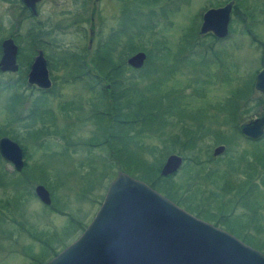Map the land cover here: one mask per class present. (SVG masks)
<instances>
[{"label":"rangeland","instance_id":"374dc122","mask_svg":"<svg viewBox=\"0 0 264 264\" xmlns=\"http://www.w3.org/2000/svg\"><path fill=\"white\" fill-rule=\"evenodd\" d=\"M221 1L227 0H41L36 3L37 15L28 17L22 14L17 0H0V41L11 37L10 34L16 35V40L11 38L16 45L18 42L23 54L19 60L16 57L17 71L0 72V133L6 132L5 136L18 143L24 162L19 172L12 173V167L0 159V173L3 174L0 177L5 180V184L0 185V200L3 204L8 201L5 206H0V264L46 262L52 257L49 248L55 245L59 250L55 236L68 222L66 214L51 207L64 203V213L72 212L87 224L117 170L128 173L115 163L112 156L109 157L105 144L90 147L85 144L92 138H104L100 127L105 123L101 114L106 111L102 87L108 88L103 79L98 81L95 71L89 70L88 59L94 48L112 34L114 41L119 39L120 43L115 55L124 60L141 47L156 54L151 44L153 40L167 43L161 60L155 61L157 70L165 69L163 75L156 71L147 79L140 77L144 73L137 70L125 74L141 85L147 81L145 85L151 87V101L162 103L156 111L159 116L169 118L171 115L172 119L179 121L164 125V131L177 132L181 123L185 126L203 120V124L212 130H220L221 137L225 138L221 141L220 133L210 132L197 141L199 163L176 152H165L163 161L169 153L182 159L170 180L177 184L188 181V191L198 189L199 196L205 198L210 193L217 194L218 188L221 192L231 184L237 186L248 178L255 180L259 191L250 189L248 196H241L242 201L237 205L235 200L227 204L224 212H230L233 229L243 224L259 225L257 216L251 215L250 220L241 209L253 201L254 206L260 202L263 207L258 212L262 215L258 233L259 240L264 239V185L257 181L260 172L264 177L263 168L258 166L264 164V130L262 138L249 141L233 130L228 121L225 122L231 118L230 104L232 101L238 103L243 93L248 94V98L247 101L240 100L237 126L263 110V104H254L257 98L262 99L260 92L253 88V82L251 86L249 83L252 74L255 76L260 68H264V0H234L228 34L224 38L212 40L210 33L198 35L197 27L203 11ZM235 4L236 14L232 12ZM37 22L48 30L45 40L54 44L52 48L50 43L44 44V52L38 48L48 56L51 92L38 104L40 111L26 118L23 114L26 108H31L30 102L36 99V93L31 88L22 87L25 77L22 84L14 81L26 74L37 49L31 46L33 39L26 33ZM194 25L195 49L192 53L188 48L176 51L180 39L187 31L190 34ZM246 26L252 33L245 31ZM129 33L131 44L137 47L133 52H128L123 42ZM209 44L211 50L205 47ZM76 55L79 61L75 62L71 59ZM165 91H170L167 98L173 99L172 104H165L167 98L162 95ZM158 92L161 98L155 95ZM22 94L24 99H20ZM244 109L247 110L244 112ZM96 116H99L98 121ZM159 138L156 133L141 137L146 146L154 147L152 153L142 150L141 154L147 160L153 161L164 152ZM217 145H223V150L213 156L212 150ZM104 170L105 174L100 178L99 173ZM253 171L256 172L254 176ZM17 176V183L9 179ZM194 176L197 178L193 179ZM86 179H90L91 189L86 198H81ZM42 182L47 186L42 184L49 193V205L42 204L33 192L34 185ZM249 196L256 200H249ZM177 205L186 209L182 203ZM228 207H231L229 211ZM214 221L212 218L210 223ZM80 232L75 233L66 245ZM40 243L44 250H40Z\"/></svg>","mask_w":264,"mask_h":264},{"label":"water","instance_id":"95a60500","mask_svg":"<svg viewBox=\"0 0 264 264\" xmlns=\"http://www.w3.org/2000/svg\"><path fill=\"white\" fill-rule=\"evenodd\" d=\"M38 1L20 0L32 16L37 14ZM232 5L233 0H228L221 6L206 8L197 34L210 33L216 39L227 36ZM0 48V71L15 72L17 47L13 39L3 38ZM145 58V52L137 50L127 56L125 63L137 69ZM25 82L43 89L50 86L41 50L33 56ZM253 88L260 92L264 104V68L256 72ZM238 129L250 138L260 136L264 130V108L257 116L241 122ZM222 150L223 145H217L212 155ZM0 157L15 171L21 170V148L5 135L0 136ZM181 162L179 155L167 154L159 174L175 172ZM33 192L42 204H50L49 193L42 184L34 185ZM43 264H264V253L191 214L144 181L117 170L79 235Z\"/></svg>","mask_w":264,"mask_h":264},{"label":"trees","instance_id":"16d2710c","mask_svg":"<svg viewBox=\"0 0 264 264\" xmlns=\"http://www.w3.org/2000/svg\"><path fill=\"white\" fill-rule=\"evenodd\" d=\"M17 1L20 4L21 11L24 12L22 14H25L28 17H32V15L28 12L26 7H24L20 0ZM223 2L224 1H221L219 3ZM232 12L236 14V4L234 5ZM194 29L195 25L191 28L192 32H190V34L187 31L183 35V37L180 39L179 46L176 51H183L185 48H188L190 49L189 53H192V51L195 49V42L197 41V36L194 34ZM245 31L247 33H252V30L248 28V26H246ZM26 33L27 36L34 37L37 34V25L33 24V26L29 28ZM137 34L139 33H136L135 35ZM10 35L14 40L17 39L16 35ZM113 35L114 34H112L102 43H99L94 48L90 55V58L88 59V63L90 65L89 70L95 71V77L97 76L96 78L98 79V81H100V79H103L104 82L108 84V88H105V86L102 87V90L105 93L106 111H103L102 114L101 112L97 111V113L104 115V126H100L101 130L103 129L104 131V138L100 137L98 140H96L97 138H92L86 141L85 144H87L89 147L105 144L109 157L112 156L116 161L115 163H118L119 166L127 171L131 176L144 181L174 203H182L186 207L185 210L190 213H194L195 216L212 222V218H214L212 210L213 207L215 208V199L217 197V194L210 193L207 198H205L204 196L200 197L198 193L199 190L197 188V190L193 189L192 191H188V181H185L181 184L172 182L170 178L175 174V172L162 176L159 174V168L163 162V156L165 152H176L178 154H181L183 158H187L191 161H196L197 163H199L198 149L196 148L197 141H199L203 136H206V134L210 132L220 133L219 139L223 141L225 138L221 137V135H223L222 132L220 130L210 129L209 125L203 124V120H199L196 123H190L187 125L184 124L185 126H183V123H181L178 125L179 128L177 132L164 131V125H170L173 123L177 124L179 121L172 119L171 115L169 116V118L167 115L165 118L159 116L156 111L161 108L162 103L160 101H151V99L149 98V90L151 91V87L149 85H145L147 81L143 85H141L135 82L133 79L131 80L125 74L130 70H137L144 73L140 77L144 76L147 79L151 73H156V71H159L160 74L163 75L165 73V69L157 70L155 61L161 60L162 54H164V52L167 50V43L164 40H153L151 44L152 48L156 51V54H153L151 50L147 48L138 47L145 52L146 58L140 68L134 69L129 67L125 63L123 57H116V46L120 43L119 39L114 41L115 38ZM209 35L211 36L212 40H216L211 34ZM252 37L254 38L255 36L252 35ZM131 39V33H129L126 34L125 40L123 41L124 46L128 48V52H133L137 49L136 46L131 44ZM205 47L210 50L212 49L210 44ZM20 54H22V50L20 47H18L16 53V57L18 60L21 57ZM71 60L79 61V56L76 55L75 57H72ZM24 77L25 75L23 74V76H21L14 82L22 84L24 82ZM253 79L254 74H252V78L249 83L250 86L252 85ZM169 92L170 91H165L162 94L163 97L167 98L168 94H170ZM155 95L161 98L159 92ZM247 96L248 94L243 93V95H241L239 99L247 101ZM168 98L165 104H172L173 99ZM240 100L238 103L236 101H232L229 106V111L232 112L229 114L231 118L225 120V122L228 121V124L233 130L238 131L239 133L240 131L237 126V110L240 104ZM254 104L262 105L263 100L259 97ZM246 110L247 109H244V112ZM98 117L99 116H96V121L99 120ZM151 133H156L160 136L159 140L161 143V149L162 151H164L163 153H159V158L153 161L147 160V158L143 157L141 154L142 150L144 149H146V151H148L149 153H152L154 149V147L152 146H146L141 140V137ZM0 134L6 135L7 133L1 132ZM129 145L131 147H128ZM175 145H177L178 147H175ZM111 163L112 160L110 159L109 167L112 166ZM3 171L5 174L7 173L5 170ZM13 173L16 172L14 171ZM210 173H212V171L209 172V174ZM104 174L105 170L99 173V177H103ZM0 176H3V174L0 173ZM195 178L197 177L194 176L193 179ZM9 179H14V183L19 182V176L11 177ZM4 182L5 180L3 181V177H0V185H4ZM37 182L40 183V181ZM43 183L44 182H42L41 184ZM84 189L85 190L81 192V198H86L85 195H87V193L91 189L90 179H86ZM224 190L226 189L224 188ZM210 197L212 198L210 199ZM7 202L8 201H5V203L3 204L0 200V206H5ZM62 204L64 203H60L57 206L51 207V209L56 210L59 213L66 214L68 219V222L62 229V232L60 231L58 235L55 236V239L57 240L56 247H58L59 250L66 245L68 240H70L75 233H77L78 231H82V229L86 225V223H83V218L79 219L72 212L64 213ZM246 242L264 253V240L256 243L248 239ZM44 249L45 248L41 244L40 250ZM59 250L55 249L54 245L53 247L48 249V252L51 256H53Z\"/></svg>","mask_w":264,"mask_h":264},{"label":"flooded vegetation","instance_id":"af4514ba","mask_svg":"<svg viewBox=\"0 0 264 264\" xmlns=\"http://www.w3.org/2000/svg\"><path fill=\"white\" fill-rule=\"evenodd\" d=\"M39 1H41V0H39ZM38 1V2H39ZM228 1V0H227ZM227 1H225V2H227ZM234 1V0H233ZM225 2H223V3H214V4H212L210 7H218V6H221V5H223ZM37 3V2H36ZM233 6V5H232ZM36 10H37V8H36ZM231 10H232V8H231ZM231 12V11H230ZM37 15V14H36ZM92 21V13H90V17H89V22H91ZM199 21H201V16H200V18H199ZM36 25H37V34L34 36V37H31L33 40H32V42H31V46H35V48H37L36 50H35V54H36V52H37V50H40V49H38V48H41L42 50H43V52H44V48H43V45L44 44H49L50 43V48H52V47H54V44L53 43H51L50 41H48V40H45V38H48L47 37V31L48 30H46L45 28H44V26L41 24V23H39V22H37L36 23ZM90 30V29H89ZM90 33V32H89ZM1 42V41H0ZM16 44V43H15ZM55 46H57V45H55ZM16 47H17V49H18V47H20L19 45H18V43H17V45H16ZM21 48V47H20ZM42 50H41V52H42ZM43 52H42V54H43ZM17 53V52H16ZM0 54H1V48H0ZM34 54V55H35ZM33 55V56H34ZM43 57H44V59H45V64H46V68H47V71H48V65H49V63H48V60H47V55L44 53L43 54ZM32 59H33V57H32ZM32 61V60H31ZM17 63V62H16ZM31 63V62H30ZM30 63H29V65H30ZM28 69H29V66H28ZM17 70H18V67H17ZM16 70V71H17ZM28 71V70H27ZM27 71H26V73H27ZM0 72H2V73H5V72H9V71H0ZM26 75V74H25ZM23 88L25 87V88H31L33 91H35V93H36V99H34V100H32V102H30V107L31 108H26V113L25 114H23V116L25 115V117L26 118H28V117H32V115H34L35 113L34 112H37V111H40V109H38V104L40 103V102H42V99H44V97L47 95V93H49V92H51V83H50V86L48 87V88H45V89H43V88H39V87H36V86H34V85H28L26 82H25V84L22 86ZM32 92V91H31ZM262 96V95H261ZM24 99V95L22 94V95H20V99ZM262 100H263V98H262ZM32 103H33V105H32ZM263 108H264V104H263ZM262 111V110H261ZM260 111V112H261ZM41 112H42V108H41ZM259 112V113H260ZM258 113V114H259ZM258 114H256V115H254V116H257ZM253 116V117H254ZM252 118V117H251ZM250 119V118H249ZM248 119V120H249ZM263 133V132H262ZM241 135H243L242 133H240ZM2 136V135H1ZM244 136V138H246V140L248 139L249 141H256V140H258V139H260V138H262V134L260 135V136H258V137H256V138H250V137H247V136H245V135H243ZM0 159L2 160V161H4V162H6V163H8L10 166H11V164L9 163V162H7V161H5V160H3L1 157H0ZM22 160H23V153H22ZM24 163V162H23ZM258 166H261V168H263L262 170L264 171V164H263V166H262V164H259ZM12 167V166H11ZM22 167H23V165H22ZM13 169V168H12ZM22 169V168H21ZM255 169V168H254ZM253 169V170H254ZM6 170V169H5ZM14 170V169H13ZM7 171V170H6ZM15 171V170H14ZM13 171V172H14ZM255 171V170H254ZM253 171V176L254 175H256L255 173L256 172H254ZM8 172H10V171H8ZM12 172V173H13ZM15 172H19V171H15ZM11 173V172H10ZM248 174V173H247ZM248 175H250V174H248ZM258 175H260L257 179V181H259V183H261V184H263L264 185V177L261 175V172L258 174ZM255 180H252L251 178H248V179H246V180H244V181H242V182H240L237 186H231V185H233V184H231V185H229V188L227 189V190H225L226 192H223V191H221V192H219V190H221V189H219L218 188V192H217V194H218V196L216 197V199H215V208L213 207V214H214V218H215V221L212 223L213 225H215L216 227H219V228H221V229H223V230H225V231H227V232H229L230 234H232V235H234L236 238H238L240 241H242L243 243H245V244H247V245H249V246H251L250 244H248L247 242H246V240H248L249 238H252V239H254L252 242H256L257 240H259V238H260V233H258L259 232V230H260V227H261V220H262V215H260L258 212H260V210L262 209V205H261V203L260 202H258L257 201V203H258V206H254L253 204L255 203L254 201L252 202V204H248L247 206L245 205V207H243L241 210L242 211H244L243 213L246 215V217H247V215L249 216V218H250V220H251V215H255V216H257L258 218H259V221H260V224L259 225H257V224H252V225H250V224H248V226H247V224H243V225H239L238 227H237V229H233L234 228V224H233V221H232V219H231V216L229 215V213L230 212H228V214H226V212H224V209H225V207L227 206V204H229L232 200H235L236 201V205H237V203H240V201H242V197L244 196V195H247L248 196V193H249V191H250V189L252 190V192H254V190H256L257 192L259 191V190H257L256 188H257V186H256V184H255ZM257 183V182H256ZM234 189H233V188ZM236 190H237V192H236ZM228 191V192H227ZM232 194H234V195H232ZM234 196V197H233ZM242 196V197H241ZM253 199H255V197H253V196H249V200H253ZM256 200V199H255ZM254 206V213L252 214V212L250 211V210H252L253 209V207H251V206ZM230 208L231 207H228V211L230 210ZM251 208V209H250ZM241 211V212H242ZM243 213H241V214H243ZM248 218V217H247ZM204 220V219H203ZM207 221V220H206ZM208 222H210V221H208ZM250 227V228H249ZM249 229H251V230H253L252 232H247V231H249ZM247 236V237H246ZM261 240H264V239H260L258 242H261ZM251 247H253V246H251ZM254 248V247H253Z\"/></svg>","mask_w":264,"mask_h":264}]
</instances>
